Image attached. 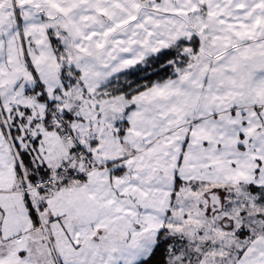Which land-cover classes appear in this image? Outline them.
I'll list each match as a JSON object with an SVG mask.
<instances>
[{
	"label": "snow or ice",
	"instance_id": "obj_1",
	"mask_svg": "<svg viewBox=\"0 0 264 264\" xmlns=\"http://www.w3.org/2000/svg\"><path fill=\"white\" fill-rule=\"evenodd\" d=\"M0 264H264V0H0Z\"/></svg>",
	"mask_w": 264,
	"mask_h": 264
}]
</instances>
